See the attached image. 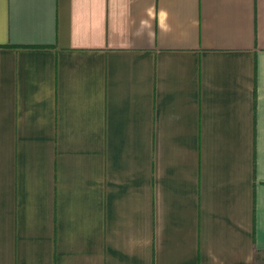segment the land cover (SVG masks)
<instances>
[{"label": "crops", "instance_id": "1", "mask_svg": "<svg viewBox=\"0 0 264 264\" xmlns=\"http://www.w3.org/2000/svg\"><path fill=\"white\" fill-rule=\"evenodd\" d=\"M0 264H264V0H0Z\"/></svg>", "mask_w": 264, "mask_h": 264}]
</instances>
